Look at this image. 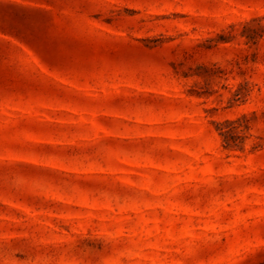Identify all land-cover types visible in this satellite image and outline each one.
I'll list each match as a JSON object with an SVG mask.
<instances>
[{
  "label": "rangeland",
  "instance_id": "rangeland-1",
  "mask_svg": "<svg viewBox=\"0 0 264 264\" xmlns=\"http://www.w3.org/2000/svg\"><path fill=\"white\" fill-rule=\"evenodd\" d=\"M0 264H264V0H0Z\"/></svg>",
  "mask_w": 264,
  "mask_h": 264
}]
</instances>
